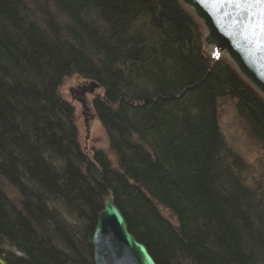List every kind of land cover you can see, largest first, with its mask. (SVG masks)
<instances>
[{"label":"trees","instance_id":"trees-1","mask_svg":"<svg viewBox=\"0 0 264 264\" xmlns=\"http://www.w3.org/2000/svg\"><path fill=\"white\" fill-rule=\"evenodd\" d=\"M29 1L0 0V257L95 264L111 196L158 264H264V189L219 123L230 100L264 149V99L203 50L180 1ZM71 75L102 89L118 168L80 144L60 92Z\"/></svg>","mask_w":264,"mask_h":264},{"label":"water","instance_id":"water-1","mask_svg":"<svg viewBox=\"0 0 264 264\" xmlns=\"http://www.w3.org/2000/svg\"><path fill=\"white\" fill-rule=\"evenodd\" d=\"M179 1L202 25L204 51L213 60L226 59L264 99V5L256 0ZM97 88L93 81L88 91L94 94ZM94 232L95 264H158L147 246L131 234L111 196ZM0 264L7 262L0 257Z\"/></svg>","mask_w":264,"mask_h":264},{"label":"rangeland","instance_id":"rangeland-1","mask_svg":"<svg viewBox=\"0 0 264 264\" xmlns=\"http://www.w3.org/2000/svg\"><path fill=\"white\" fill-rule=\"evenodd\" d=\"M29 2L33 3L32 0ZM189 14L195 18L191 12ZM195 20L200 25L196 18ZM200 27L202 29V25ZM84 83L87 82L83 78L81 79L76 75H71L66 77L60 86V92L63 98L74 106V123H76L78 129L80 144H82L84 151L90 156L96 150L103 151L111 159L112 165L118 168L116 154L111 149L108 134L99 121L97 111L94 110L93 105L94 98L97 95L103 94V91L102 89H98L96 93L91 94L88 92L86 93V97H82L78 94V91L81 90L80 88ZM80 99L86 100L87 109H85ZM219 105V123L228 147L243 158L246 166L245 178L249 181V184L252 187L261 186L264 189V149L260 148L254 137L248 133L240 116H237L233 102L230 100L221 101ZM5 190L13 200L17 201V198H19L18 192L11 185L6 183ZM162 212L165 217L171 218L176 223V219L172 217L167 209L163 208Z\"/></svg>","mask_w":264,"mask_h":264},{"label":"flooded vegetation","instance_id":"flooded-vegetation-1","mask_svg":"<svg viewBox=\"0 0 264 264\" xmlns=\"http://www.w3.org/2000/svg\"><path fill=\"white\" fill-rule=\"evenodd\" d=\"M83 86L80 88L81 90L78 91V94L81 95L82 97H86V94L83 93ZM82 103L84 104L85 109H87V102L85 99H80Z\"/></svg>","mask_w":264,"mask_h":264},{"label":"snow or ice","instance_id":"snow-or-ice-1","mask_svg":"<svg viewBox=\"0 0 264 264\" xmlns=\"http://www.w3.org/2000/svg\"><path fill=\"white\" fill-rule=\"evenodd\" d=\"M256 3H258L260 5H264V0H256Z\"/></svg>","mask_w":264,"mask_h":264}]
</instances>
